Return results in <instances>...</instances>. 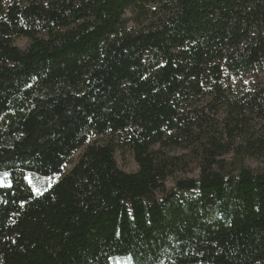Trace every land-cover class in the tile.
<instances>
[{
  "label": "trees",
  "instance_id": "16d2710c",
  "mask_svg": "<svg viewBox=\"0 0 264 264\" xmlns=\"http://www.w3.org/2000/svg\"><path fill=\"white\" fill-rule=\"evenodd\" d=\"M263 154L264 0H0V264H264Z\"/></svg>",
  "mask_w": 264,
  "mask_h": 264
},
{
  "label": "rangeland",
  "instance_id": "374dc122",
  "mask_svg": "<svg viewBox=\"0 0 264 264\" xmlns=\"http://www.w3.org/2000/svg\"><path fill=\"white\" fill-rule=\"evenodd\" d=\"M15 44L17 46H19L20 48L24 49L26 48L28 41L24 38H20L17 39ZM100 138L97 137H93L90 139V142H97L99 141ZM80 153V149L77 150L73 156L72 159H76L77 156ZM234 157V153L231 152L227 155L224 156V158L226 160H233ZM115 159L117 162L118 167L125 171V172H133L135 170H137V164L132 156V154L127 151V150H123V151H116L115 152ZM241 162L240 164L244 167H248L251 169H264V154L262 156L259 157H241L240 158ZM72 167V164L67 163L65 164V166L62 169V173H66L70 170V168ZM197 172L193 173V175L191 176H196ZM190 176V175H189ZM58 178V176L55 177H47V178H34L32 176L27 175L26 179L29 182V184L32 186L33 190L36 191L39 189L40 185H42L43 183H51L53 180H56ZM3 177H0V183L2 182ZM172 186V181L168 180L167 182V187L170 188ZM115 264H127V261H123V260H116Z\"/></svg>",
  "mask_w": 264,
  "mask_h": 264
}]
</instances>
